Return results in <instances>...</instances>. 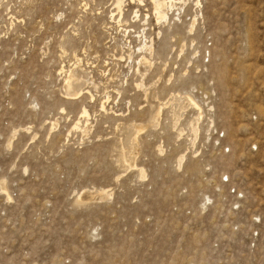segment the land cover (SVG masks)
<instances>
[{"label": "rangeland", "instance_id": "1", "mask_svg": "<svg viewBox=\"0 0 264 264\" xmlns=\"http://www.w3.org/2000/svg\"><path fill=\"white\" fill-rule=\"evenodd\" d=\"M121 1L0 0V264H264V0Z\"/></svg>", "mask_w": 264, "mask_h": 264}, {"label": "bare ground", "instance_id": "2", "mask_svg": "<svg viewBox=\"0 0 264 264\" xmlns=\"http://www.w3.org/2000/svg\"><path fill=\"white\" fill-rule=\"evenodd\" d=\"M140 1V3H142L143 2V0H139ZM150 2H151V5H152V9L154 10V14H155V17H156V19H157V21H158V23H165V22H167V19H168V11L166 10V0H150ZM117 8H118V11H119V13H120V15H122V13H123V9H122V1L121 0H117ZM147 16V15H146ZM194 30V23H192V25L190 26V32L191 31H193ZM153 42V41H152ZM151 42V43H152ZM141 49L142 50H146V51H152V49H153V44H150V45H148V43L147 42H145V43H143V45L141 46ZM146 57L145 56H143L142 57V59H145ZM73 77H76L75 76V74H72L71 73V75L69 76V79H68V85H69V87L70 88H72V86H73V82H74V80H73ZM76 79V78H75ZM77 80V79H76ZM78 82V81H77ZM82 90H79V92L77 93H75L74 95H79L80 94V92H81ZM68 95L69 96H71V95H73L72 93H68ZM72 97H74V96H72ZM76 97V96H75ZM190 100H191V102H192V104L195 106V107H197V108H201V106L193 99V98H190ZM102 109L103 110H105V111H107V108H106V102H104L103 104H102ZM159 113H160V110L158 111ZM158 113V114H159ZM83 114L84 115H88V111L86 110V109H84L83 110ZM157 114V113H156ZM75 126H78V124H76ZM54 127V126H53ZM141 129L142 128H139L138 129V132H140L141 131ZM142 171V172H141ZM140 172H141V176L142 175H144V170H141ZM106 194H107V192H106ZM105 194V195H106ZM93 198V195L92 194H90V193H86L84 196L82 195L81 196V198H80V200H82V201H85V200H89V199H92Z\"/></svg>", "mask_w": 264, "mask_h": 264}]
</instances>
